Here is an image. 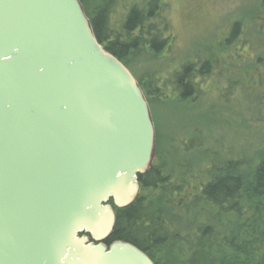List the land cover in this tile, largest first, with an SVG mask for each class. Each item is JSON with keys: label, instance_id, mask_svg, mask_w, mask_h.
Returning <instances> with one entry per match:
<instances>
[{"label": "water", "instance_id": "1", "mask_svg": "<svg viewBox=\"0 0 264 264\" xmlns=\"http://www.w3.org/2000/svg\"><path fill=\"white\" fill-rule=\"evenodd\" d=\"M156 151L146 96L81 0H0V264H155L107 242Z\"/></svg>", "mask_w": 264, "mask_h": 264}, {"label": "trees", "instance_id": "2", "mask_svg": "<svg viewBox=\"0 0 264 264\" xmlns=\"http://www.w3.org/2000/svg\"><path fill=\"white\" fill-rule=\"evenodd\" d=\"M81 2L100 44L131 72L129 59L144 52L159 55L168 49L170 34L167 35L163 0H130L122 21L112 12L115 0ZM242 25L240 22L233 25L227 46L236 41L247 44ZM258 34L257 39L264 43V28ZM254 47L248 49V84L264 86V49ZM257 70L262 77L256 78L251 72ZM213 72L212 62L200 59L185 63L170 79L161 80L149 74L140 80L134 72L132 74L148 103H151L150 98L162 101L171 97L185 104L206 91L204 86L210 82ZM239 86L231 80L227 86H211L207 92L210 94L207 109L210 111L221 95L228 98L229 92ZM253 93L248 92V102L244 105L248 107L249 117L255 109ZM178 123V127L183 124ZM178 127L174 124L173 131L165 138L157 131L158 161L163 142L175 160L179 157L173 149L185 155L194 152L193 141L180 137ZM173 172L154 163L147 175L139 177L141 195L132 206L116 209V227L107 244L130 243L155 264H161L154 259V253L160 250L177 253L176 260L164 259L162 264H264V145L248 150V159L228 158L204 163L201 173L206 176L197 185L191 184L194 193L188 191L190 181Z\"/></svg>", "mask_w": 264, "mask_h": 264}, {"label": "rangeland", "instance_id": "3", "mask_svg": "<svg viewBox=\"0 0 264 264\" xmlns=\"http://www.w3.org/2000/svg\"><path fill=\"white\" fill-rule=\"evenodd\" d=\"M129 2L115 0L112 5L118 21H122ZM163 3L167 35L170 34L168 49L159 55L140 53L128 62L140 80L149 74L161 80L170 79L185 63L200 59L212 62L214 72L204 86L207 89L194 100L182 104L171 97L162 101L150 98L149 103L156 135L158 131L165 138L173 131L174 124L178 127L177 123L181 122L183 124L178 127L180 137L193 141L195 150L192 154L185 155L173 149L178 160L171 158L163 142L159 161L155 158L154 163L189 180L188 191L194 193L192 185H197L206 176L201 173L204 163L228 158L248 159V150H257L264 145V86L248 84V49L254 45L264 49V43L257 39L264 28V0H163ZM111 22L113 24V17ZM236 22L243 24L247 44L236 41L227 46L226 40ZM251 72L256 78L262 77L258 70ZM230 80L240 86L230 90L228 98L221 95L218 104L213 103L209 111L206 106L210 96L208 90L217 84L227 86ZM248 92H254L252 100L255 102L250 117L248 107L244 106L248 102ZM196 130L199 133H195ZM154 254V259L161 264L164 259H177V253L173 251L160 250Z\"/></svg>", "mask_w": 264, "mask_h": 264}]
</instances>
